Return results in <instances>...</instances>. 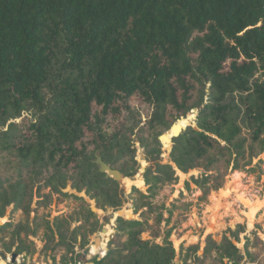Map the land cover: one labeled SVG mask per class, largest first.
Wrapping results in <instances>:
<instances>
[{
  "label": "trees",
  "instance_id": "16d2710c",
  "mask_svg": "<svg viewBox=\"0 0 264 264\" xmlns=\"http://www.w3.org/2000/svg\"><path fill=\"white\" fill-rule=\"evenodd\" d=\"M134 101L148 109L145 124ZM196 113V128L174 138L162 164L159 136ZM135 135L158 162L144 174L147 191L129 197L140 220L117 218L116 247L96 264H175L161 191L178 173L201 171L191 182L205 201L239 162L264 155V0H0V219L14 208L0 227L1 251L46 253L35 242L43 230L53 264L84 262L103 223L85 198L65 192L85 194L97 210H123V187L92 161L102 146L105 162L137 174ZM54 196L78 204L52 222L34 203ZM227 231L202 254L199 243H183L181 263L240 264L246 228Z\"/></svg>",
  "mask_w": 264,
  "mask_h": 264
},
{
  "label": "rangeland",
  "instance_id": "374dc122",
  "mask_svg": "<svg viewBox=\"0 0 264 264\" xmlns=\"http://www.w3.org/2000/svg\"><path fill=\"white\" fill-rule=\"evenodd\" d=\"M134 112L147 114L148 109L141 105L138 101H134L131 104ZM196 115H191L190 119L187 120L186 126L188 128L192 126L196 128ZM147 118L142 115V122L145 124ZM133 122H130L132 125ZM142 124V125H143ZM114 129H108V132H113L117 126L113 124ZM168 130L166 129L163 136ZM158 138V140H159ZM135 146V161L137 162L136 168H139L137 174H134L128 181H132L130 188H128V193H124L127 198L126 207L118 212L113 210H107L106 212L102 210L95 209V203L91 201L85 194H77L74 191L67 190L65 193L68 195H75L81 198H85L97 212L102 220L103 228L101 232L92 238L90 249L92 245L96 246L95 241H97L102 235L104 240L100 246V254L106 252V244L116 235L115 223L117 218H124L127 221L140 220L139 216L133 215L132 202L130 200V195L133 193V189H138L140 191L146 192L147 186L144 185V174L149 169L155 168V163L158 162L157 159L148 157L145 153L143 147L137 141V135L133 136ZM159 142L162 145L163 155L160 157L159 161L162 164H168L170 161L171 152L166 151L164 142ZM261 160V164L259 161ZM145 164L142 168V165ZM240 169L233 171L227 178L225 187L218 191L213 192L205 201H201L202 193L196 188V186L191 182L192 178L200 179L203 173L201 171L191 172L188 175L178 173L179 183L173 186L164 188L157 202L165 206V220L164 228L168 231H172L171 241L177 250L178 256L175 262L181 263L180 248L182 242H185V247L191 244H200V253L204 252V248L209 238L212 237L213 240L218 242L221 241L223 235L228 234V229L237 230V226L241 225L246 228V234L241 236V242L238 243V247L242 250V255L244 260L240 264H264V155L259 159L255 160L250 166H245L244 162H239ZM245 168V169H243ZM138 181L139 183H136ZM190 182V190H186V182ZM135 183V184H134ZM125 185V183H124ZM126 186V185H125ZM140 186V187H139ZM140 188V189H139ZM181 192V194H180ZM39 203L37 199L34 203V209L38 210L39 215L46 216L52 222L58 216H62L71 213L73 208L78 204L73 198L60 199L54 196L52 200L46 204ZM11 207L4 219H0V227L9 221L11 212L13 211ZM122 212V214H121ZM130 212V214L128 213ZM14 218L16 221L21 219V213H15ZM112 227V228H111ZM105 228V233L103 232ZM107 231L110 233L108 234ZM245 235H248L252 244L253 252H256L257 259L255 263H250L244 253L245 246ZM259 240H257V238ZM46 239L44 231L39 233V237L35 240L38 250L42 251L43 248L46 249V253L43 252L41 255L37 254L32 257L24 258L23 256H18L15 264H53L52 250L55 244H50L48 247L46 243L43 242ZM234 241V239H231ZM109 248H115L116 244L110 245ZM99 244V242H97ZM100 245V244H99ZM11 254L5 255L0 249V264H13L11 263Z\"/></svg>",
  "mask_w": 264,
  "mask_h": 264
},
{
  "label": "water",
  "instance_id": "95a60500",
  "mask_svg": "<svg viewBox=\"0 0 264 264\" xmlns=\"http://www.w3.org/2000/svg\"><path fill=\"white\" fill-rule=\"evenodd\" d=\"M194 115H196V114H193V116ZM189 119H190V117H188L187 119L179 120L178 122L173 124L170 129H168L166 134H164L163 136H161L159 138V140L161 142H163L164 139H169V144H168L169 148L168 149L166 148L167 152L172 151V149L174 147V142H173L174 138L179 137L182 134V132L187 129V128H182L179 125V122L185 120L188 123L187 120H189ZM101 151H102V146H101V149L95 153V158L92 161V163L97 166L98 171L101 174H104L106 176V178H108V179H113L114 181H116L118 184H120L123 187L124 192L128 193V188L124 185L125 180L127 178L124 176V174L122 172L114 169L110 164H108L107 162L104 161V159L101 156ZM121 214H122V212H121ZM105 231L106 230L104 228L103 232L105 233ZM102 241L103 240L100 238L97 240V242H99V243H102ZM17 257L18 256L16 254L12 255L11 256V263H13V264L16 263ZM239 260L242 261V258H240ZM175 264H179V262H175Z\"/></svg>",
  "mask_w": 264,
  "mask_h": 264
},
{
  "label": "crops",
  "instance_id": "0c3cea01",
  "mask_svg": "<svg viewBox=\"0 0 264 264\" xmlns=\"http://www.w3.org/2000/svg\"><path fill=\"white\" fill-rule=\"evenodd\" d=\"M145 185V184H144ZM181 194V192H180ZM112 228V227H111ZM100 239L104 240V236L102 235V237H100ZM110 241V240H109ZM109 241L107 242L106 244V252L108 251L109 249V246H108V243ZM185 243V242H182V244ZM199 243V242H198ZM197 243V244H198ZM95 244H96V251L93 250L94 248V245H92V249H89V251H84L83 252V258H84V262H79L80 264H96V262L98 261H101L103 259V257L105 256L106 252H103L102 254H100L99 252V249H100V246H101V243H97V241H95ZM192 245V244H191ZM177 251V250H176Z\"/></svg>",
  "mask_w": 264,
  "mask_h": 264
},
{
  "label": "bare ground",
  "instance_id": "6f19581e",
  "mask_svg": "<svg viewBox=\"0 0 264 264\" xmlns=\"http://www.w3.org/2000/svg\"><path fill=\"white\" fill-rule=\"evenodd\" d=\"M179 125L182 127V128H184L185 126H186V122L185 121H180L179 122ZM164 145H165V147L168 149L169 148V139H164ZM145 164H143L142 165V168H143V166H144ZM136 183H139L138 181H136ZM131 184H132V181H128L127 179L125 180V185H126V187L127 188H130V186H131ZM135 184V183H134ZM140 187V186H139ZM129 214H130V212H128Z\"/></svg>",
  "mask_w": 264,
  "mask_h": 264
}]
</instances>
